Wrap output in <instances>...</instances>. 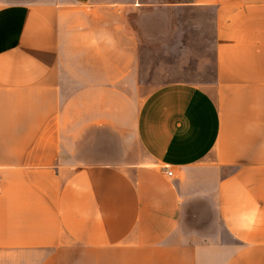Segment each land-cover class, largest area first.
<instances>
[{
	"label": "crops",
	"instance_id": "0c3cea01",
	"mask_svg": "<svg viewBox=\"0 0 264 264\" xmlns=\"http://www.w3.org/2000/svg\"><path fill=\"white\" fill-rule=\"evenodd\" d=\"M0 264H264V0H0Z\"/></svg>",
	"mask_w": 264,
	"mask_h": 264
},
{
	"label": "rangeland",
	"instance_id": "374dc122",
	"mask_svg": "<svg viewBox=\"0 0 264 264\" xmlns=\"http://www.w3.org/2000/svg\"><path fill=\"white\" fill-rule=\"evenodd\" d=\"M157 19L155 26L162 28L163 22ZM184 25H180V33L176 35L175 45L169 51L154 47L140 52L139 80L145 87H155L174 78L184 75L194 76L197 69L210 76L213 70V24L210 14L202 16L196 28L192 13L187 14ZM168 21V18H165ZM166 26L164 25L163 30ZM173 26H171V29ZM161 30V29H160ZM167 30V29H166ZM161 32L155 33L154 40L149 42L159 45ZM179 37V38H178ZM184 45V46H183ZM147 53V54H146Z\"/></svg>",
	"mask_w": 264,
	"mask_h": 264
},
{
	"label": "built area",
	"instance_id": "2783aa9c",
	"mask_svg": "<svg viewBox=\"0 0 264 264\" xmlns=\"http://www.w3.org/2000/svg\"><path fill=\"white\" fill-rule=\"evenodd\" d=\"M166 174L170 176V175H172V171L171 170H167Z\"/></svg>",
	"mask_w": 264,
	"mask_h": 264
}]
</instances>
